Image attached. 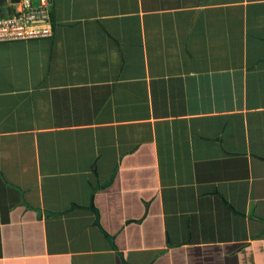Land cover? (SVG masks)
I'll list each match as a JSON object with an SVG mask.
<instances>
[{
	"label": "crops",
	"instance_id": "obj_1",
	"mask_svg": "<svg viewBox=\"0 0 264 264\" xmlns=\"http://www.w3.org/2000/svg\"><path fill=\"white\" fill-rule=\"evenodd\" d=\"M50 1L0 42V264H264V0Z\"/></svg>",
	"mask_w": 264,
	"mask_h": 264
},
{
	"label": "built area",
	"instance_id": "obj_2",
	"mask_svg": "<svg viewBox=\"0 0 264 264\" xmlns=\"http://www.w3.org/2000/svg\"><path fill=\"white\" fill-rule=\"evenodd\" d=\"M50 0H19L12 14L0 17V42L50 37L53 19Z\"/></svg>",
	"mask_w": 264,
	"mask_h": 264
},
{
	"label": "water",
	"instance_id": "obj_3",
	"mask_svg": "<svg viewBox=\"0 0 264 264\" xmlns=\"http://www.w3.org/2000/svg\"><path fill=\"white\" fill-rule=\"evenodd\" d=\"M91 209H92V211L94 212V214H95V216H96V222H95V224H96L97 226H99L98 221H97V219H98V213H97V211L93 208V206H91ZM38 213H40V211H38ZM45 215H53V214L46 212ZM106 238H107V240H108L109 245H110L114 250H116V247H115V245H114V240H113V238H111L110 236H106Z\"/></svg>",
	"mask_w": 264,
	"mask_h": 264
}]
</instances>
